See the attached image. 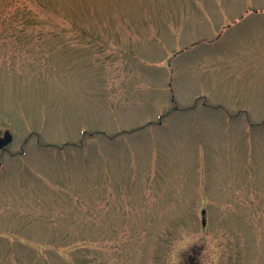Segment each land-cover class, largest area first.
<instances>
[{"label": "rangeland", "instance_id": "rangeland-1", "mask_svg": "<svg viewBox=\"0 0 264 264\" xmlns=\"http://www.w3.org/2000/svg\"><path fill=\"white\" fill-rule=\"evenodd\" d=\"M5 132L0 264H264V0H0Z\"/></svg>", "mask_w": 264, "mask_h": 264}, {"label": "water", "instance_id": "water-1", "mask_svg": "<svg viewBox=\"0 0 264 264\" xmlns=\"http://www.w3.org/2000/svg\"><path fill=\"white\" fill-rule=\"evenodd\" d=\"M11 139L12 137L9 133H6L5 138L3 139L0 138V149L7 146L11 142ZM202 214H204V211L202 212ZM203 225H204V221H203Z\"/></svg>", "mask_w": 264, "mask_h": 264}, {"label": "flooded vegetation", "instance_id": "flooded-vegetation-1", "mask_svg": "<svg viewBox=\"0 0 264 264\" xmlns=\"http://www.w3.org/2000/svg\"><path fill=\"white\" fill-rule=\"evenodd\" d=\"M6 133H7V132H5L3 135L0 134V137H1L2 139L5 138ZM10 143H11V142H10ZM10 143H9V144H10ZM9 144H8V145H9ZM8 145H7L6 147L0 149V152H5V151L7 150Z\"/></svg>", "mask_w": 264, "mask_h": 264}]
</instances>
